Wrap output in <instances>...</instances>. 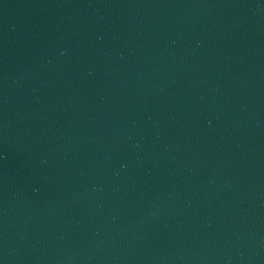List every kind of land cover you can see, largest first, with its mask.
<instances>
[{"label": "water", "instance_id": "95a60500", "mask_svg": "<svg viewBox=\"0 0 264 264\" xmlns=\"http://www.w3.org/2000/svg\"><path fill=\"white\" fill-rule=\"evenodd\" d=\"M0 264H264V0H0Z\"/></svg>", "mask_w": 264, "mask_h": 264}]
</instances>
